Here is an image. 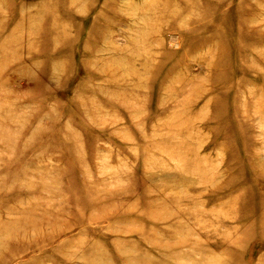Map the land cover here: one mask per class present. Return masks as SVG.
I'll use <instances>...</instances> for the list:
<instances>
[{
    "label": "rangeland",
    "instance_id": "obj_1",
    "mask_svg": "<svg viewBox=\"0 0 264 264\" xmlns=\"http://www.w3.org/2000/svg\"><path fill=\"white\" fill-rule=\"evenodd\" d=\"M1 234L5 264H264V0H0Z\"/></svg>",
    "mask_w": 264,
    "mask_h": 264
},
{
    "label": "bare ground",
    "instance_id": "obj_2",
    "mask_svg": "<svg viewBox=\"0 0 264 264\" xmlns=\"http://www.w3.org/2000/svg\"><path fill=\"white\" fill-rule=\"evenodd\" d=\"M68 5H70V4H68ZM157 9V8H156ZM159 9V8H158ZM160 12V11H159ZM163 12V11H162ZM161 12V13H162ZM176 12V13H175ZM244 12V13H243ZM242 15H240L241 16V18L238 20V22L239 23H241V25H243V24H246L247 22H250L251 20H250V17L252 16V14H249V16H247L246 17V12L244 11V10H242L241 12H240ZM190 14H191V12H190ZM189 14V15H190ZM161 15V17L162 18H164V17H166L164 14H160ZM168 15H172V16H179L180 15V13H177V11L176 10H173V11H171V12H168ZM242 16H243V19H242ZM193 19H197V18H193ZM198 20V19H197ZM135 40V39H134ZM136 41V40H135ZM54 42V41H53ZM136 44H137V42H136ZM145 53V52H144ZM143 53V54H144ZM130 67V66H129ZM119 68H121V69H123V68H125L124 66H119L118 68H116L117 70L119 69ZM117 70H115L113 73H111L110 75H111V79H113V80H115V79H118V77L120 78V77H125V76H123L122 74H121V76H118V77H116L115 76V73H117ZM132 71V70H131ZM132 74L135 76V73L134 72H132ZM138 77V76H137ZM109 81V80H108ZM23 228H25V226L22 224V227H21V230H23ZM10 231H6V233H4L3 234V237H8L9 236V233ZM0 236H2V234L0 235ZM4 243V242H3ZM1 244V248H2V250H4V247L6 246L7 247V245H4V244ZM8 252H9V250H8ZM11 254H14V252L12 251V253ZM6 257H4V258H2L1 260H0V264H5V262H6Z\"/></svg>",
    "mask_w": 264,
    "mask_h": 264
}]
</instances>
